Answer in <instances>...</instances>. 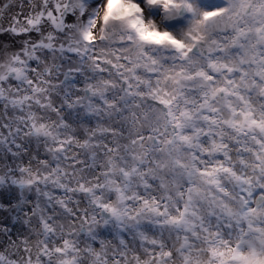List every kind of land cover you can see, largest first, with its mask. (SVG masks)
<instances>
[{"label": "snow or ice", "instance_id": "obj_1", "mask_svg": "<svg viewBox=\"0 0 264 264\" xmlns=\"http://www.w3.org/2000/svg\"><path fill=\"white\" fill-rule=\"evenodd\" d=\"M0 264H264V0H0Z\"/></svg>", "mask_w": 264, "mask_h": 264}]
</instances>
